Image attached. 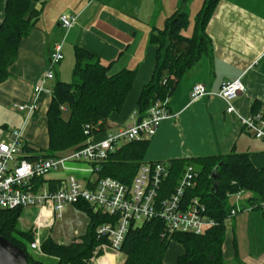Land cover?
I'll use <instances>...</instances> for the list:
<instances>
[{
	"label": "crops",
	"instance_id": "0c3cea01",
	"mask_svg": "<svg viewBox=\"0 0 264 264\" xmlns=\"http://www.w3.org/2000/svg\"><path fill=\"white\" fill-rule=\"evenodd\" d=\"M171 1L32 0V8L40 12L39 17L20 40L16 59L8 68V77L0 84V142L7 141L10 131L21 130L23 141L29 149L25 152L26 157L34 160L44 156L42 151L48 148L46 113L51 92L58 81L72 80L76 47L92 53L102 63L109 65L110 75L122 70L135 73V80L121 111L109 115L104 122L96 123L91 140L98 142L105 134L136 123L140 118L137 101L143 86L151 79L156 65V52L163 44L161 32L166 20L176 10ZM190 1L196 13L182 31L185 37L193 35L194 16H197L204 2L183 0L181 2L185 6H181V10H188ZM4 6L5 0H2L0 24L4 17ZM64 14L76 18L69 30L60 25L59 19ZM204 35L206 50L182 73L171 96L166 98L170 118L162 121L156 134L148 140L142 163L163 162L171 167L177 160L245 153L255 168L264 169V141L254 138L239 123L235 114H228L220 98L203 96L195 101L191 98V90L195 85H203L208 93L217 94L222 83L239 80L244 92L232 101L237 113L246 117L264 112V0H220L205 26ZM59 44L63 60L54 68V78L46 80L50 54ZM38 87L42 88V92L38 97L37 111L27 116L24 112L10 108L13 104L31 103L34 90ZM63 111L67 117L68 111ZM74 150L68 149L55 157L69 156ZM70 166L85 167L79 164ZM67 175H74L82 183L99 179L98 174L53 171L34 182L35 190L54 191L58 182ZM253 198L252 194L242 192L239 198L231 196L227 200L230 209L237 207L241 212L224 223V264H264V210L244 212L259 201ZM33 209L35 216L32 224L19 226L23 211ZM37 212V208L21 210L18 228L24 232L32 231L34 235L33 224ZM61 220L54 222L53 226ZM183 254V247L172 241L163 262L176 264ZM121 256L124 260L122 253L116 256V260H120ZM35 259L56 264L55 258L45 254ZM116 260L112 256L107 257V261L112 264Z\"/></svg>",
	"mask_w": 264,
	"mask_h": 264
},
{
	"label": "trees",
	"instance_id": "16d2710c",
	"mask_svg": "<svg viewBox=\"0 0 264 264\" xmlns=\"http://www.w3.org/2000/svg\"><path fill=\"white\" fill-rule=\"evenodd\" d=\"M219 1L204 0L191 37L182 35L188 24L184 13L175 12L166 20L161 32L163 44L156 52L155 68L137 101L139 117L144 116L157 100L169 98L182 73L206 50L204 29ZM39 14L38 10L32 8V0H5L4 17L0 24V84L8 77V68L16 59L20 40L33 27ZM109 69V65L102 63L92 53L79 47L74 49L71 82L58 81L51 92L46 113L48 148L42 151L43 157L52 158L71 148L81 149L88 138L84 135L86 126L92 129L93 134L96 123L104 122L109 115L121 111L135 80V73L122 70L110 75ZM62 108L68 111L67 117ZM147 144L148 141L132 142L118 149L102 165L99 178L109 177L129 185L143 164ZM24 151H29L26 145ZM188 165L196 168L197 178L196 186L188 190L187 197H198L206 206L207 214L219 225L204 236L174 234L170 238L161 237L163 226L158 221L129 228L121 247V253L125 256L124 264H164V254L172 241L184 249V254L177 259L176 264H224L222 244L224 221L230 211L228 195L248 192L254 200L263 199L264 169L255 168L245 153L177 160L171 164L169 177L160 187L159 198H167L174 191ZM74 206L88 218L87 232L80 242L73 240L68 245H59L50 238L43 240L42 253L55 258L56 264H86L98 244L95 228L107 222L106 217L94 213L86 204ZM20 211L0 210V236L21 249L29 264H48L27 253L33 233L18 228Z\"/></svg>",
	"mask_w": 264,
	"mask_h": 264
},
{
	"label": "built area",
	"instance_id": "2783aa9c",
	"mask_svg": "<svg viewBox=\"0 0 264 264\" xmlns=\"http://www.w3.org/2000/svg\"><path fill=\"white\" fill-rule=\"evenodd\" d=\"M59 21L63 29L69 30L76 18L64 14ZM62 60L59 44L50 54L46 80L54 78V68ZM41 92V87L36 88L31 103L13 104L11 108L30 116L38 109V97ZM242 92L244 87L236 80L222 83L217 94L208 93L203 85H195L191 90V98L195 101L203 96H217L225 103L228 114H235L239 123L254 138L264 141V112L244 117L238 114L233 106L232 101ZM167 104L168 99L157 100L144 116L140 117L139 123L107 133L98 142L91 140L92 129L86 126L84 135L88 138L84 147L62 158L27 159L21 130L10 131L7 141L0 142V210L37 208L33 224L35 233L29 244L33 255L43 256L41 247L43 239L40 231L50 229L54 222L61 220L68 206L81 203L88 205L94 213L107 218V222L95 228L94 234L98 244L86 264H100L108 255L116 260V256L121 254V247L129 228L141 227L152 221H158L163 226L162 238H170L174 234L204 236L219 225L207 214L206 206L198 197H187L188 190L196 186L197 172L192 165L184 168L174 191L164 199L159 198L160 187L169 177L171 167L163 162L141 164L129 185L109 177L82 183L74 175H67L58 182L54 191L35 190L34 182L53 171L97 175L109 156L122 146L132 142L148 141L156 134L161 122L170 118ZM70 164L85 167L75 168ZM241 193L237 192L228 197L239 198ZM254 209H264V198L244 212ZM240 212L237 207L231 208L224 222Z\"/></svg>",
	"mask_w": 264,
	"mask_h": 264
},
{
	"label": "rangeland",
	"instance_id": "374dc122",
	"mask_svg": "<svg viewBox=\"0 0 264 264\" xmlns=\"http://www.w3.org/2000/svg\"><path fill=\"white\" fill-rule=\"evenodd\" d=\"M174 1L175 0H172L171 1V4L173 6V9H176V10H173L172 13H175V12L186 13L187 18H188V21H190L191 19H193V15L196 13V10H194L192 8V1H190L188 3L189 4L188 6H190V8L188 10H181L182 9L181 6L182 7L185 6L184 2H181L183 0H181V1L180 0H177L175 2ZM168 3L170 5V1ZM160 11L163 12L164 10L162 9ZM160 11H158V12H160ZM194 17L196 18V16H194ZM194 22H195V20H194ZM62 82L69 83V82H71V78H68L66 80H62ZM12 110H14V109H12ZM34 216H35L34 209L33 210H25V211H23L22 216L20 217L21 220L19 221V224L18 225L21 226V227H23V226L25 227V226L31 225L32 224V221L34 219ZM87 225H88V220H87L86 215L83 212H81V211H77L75 209V207H69L64 212V215H63V218H62L61 221L57 222L53 226V228H51L49 230H41L40 231V234H41V238L42 239L47 238V237H50L51 240L54 241V242H56V243L68 244L73 239H76V240H79L80 239L81 240V238L86 233ZM27 253L30 256H33L34 258H37V257H35L33 255L32 251L29 248V246L27 248ZM124 262H125V258L123 260V256H121V259L120 260H116V262H113V263L114 264H124ZM110 264H112V263H110Z\"/></svg>",
	"mask_w": 264,
	"mask_h": 264
},
{
	"label": "water",
	"instance_id": "95a60500",
	"mask_svg": "<svg viewBox=\"0 0 264 264\" xmlns=\"http://www.w3.org/2000/svg\"><path fill=\"white\" fill-rule=\"evenodd\" d=\"M137 122H140V118ZM217 168H214L212 177H214ZM0 264H29V262L21 249L0 236Z\"/></svg>",
	"mask_w": 264,
	"mask_h": 264
},
{
	"label": "bare ground",
	"instance_id": "6f19581e",
	"mask_svg": "<svg viewBox=\"0 0 264 264\" xmlns=\"http://www.w3.org/2000/svg\"><path fill=\"white\" fill-rule=\"evenodd\" d=\"M108 256H111V255H108ZM108 256H107V257H108ZM100 264H110V262L107 261V258H106V259H104V261H101Z\"/></svg>",
	"mask_w": 264,
	"mask_h": 264
}]
</instances>
